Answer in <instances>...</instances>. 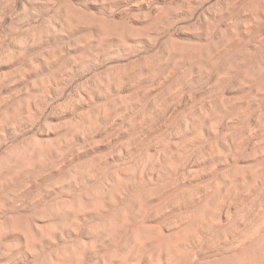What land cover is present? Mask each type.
<instances>
[{
    "label": "rangeland",
    "instance_id": "1",
    "mask_svg": "<svg viewBox=\"0 0 264 264\" xmlns=\"http://www.w3.org/2000/svg\"><path fill=\"white\" fill-rule=\"evenodd\" d=\"M0 264H264V0H0Z\"/></svg>",
    "mask_w": 264,
    "mask_h": 264
}]
</instances>
